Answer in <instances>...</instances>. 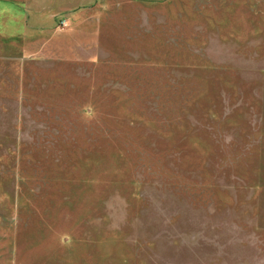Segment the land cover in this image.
I'll return each instance as SVG.
<instances>
[{"label":"rangeland","instance_id":"rangeland-1","mask_svg":"<svg viewBox=\"0 0 264 264\" xmlns=\"http://www.w3.org/2000/svg\"><path fill=\"white\" fill-rule=\"evenodd\" d=\"M0 264H264V0H0Z\"/></svg>","mask_w":264,"mask_h":264}]
</instances>
